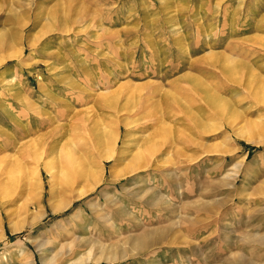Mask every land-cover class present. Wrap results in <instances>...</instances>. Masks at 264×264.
Instances as JSON below:
<instances>
[{"label": "rangeland", "instance_id": "rangeland-1", "mask_svg": "<svg viewBox=\"0 0 264 264\" xmlns=\"http://www.w3.org/2000/svg\"><path fill=\"white\" fill-rule=\"evenodd\" d=\"M0 196V264H264V0H0Z\"/></svg>", "mask_w": 264, "mask_h": 264}, {"label": "bare ground", "instance_id": "bare-ground-1", "mask_svg": "<svg viewBox=\"0 0 264 264\" xmlns=\"http://www.w3.org/2000/svg\"><path fill=\"white\" fill-rule=\"evenodd\" d=\"M230 64H233V63H230ZM224 68H226V67H224ZM232 68H234V67H232ZM231 69V68H230ZM229 69V70H230ZM226 70V69H225ZM224 70V71H225ZM233 70V69H232ZM213 100V99H212ZM210 101V100H209ZM208 101V102H209ZM214 101V100H213ZM211 104H212V102H211ZM127 121L125 120H122V121H119L118 123H117V126H116V129L117 130H120V128L122 127V126H124V127H126V125H127ZM129 125V124H128ZM103 129V128H102ZM108 131V130H107ZM128 131H127V128H126V133H127ZM103 133V132H102ZM97 134H99V133H97ZM101 134V133H100ZM247 139V138H246ZM111 141L112 142H110V140L106 143V142H104V144L106 143V144H111L112 145V147L113 146H115V142H116V135L114 136V137H111ZM247 141H249V142H252L253 144H260V141L259 142H254V141H252V140H250V138H248L247 139ZM110 142V143H109ZM148 142V141H147ZM99 145H102L101 144V142L99 143ZM150 146H152V145H150ZM119 148V147H118ZM148 149H149V147H148ZM153 152V151H152ZM70 154V153H69ZM67 156H68V154H67ZM102 158H105V160L107 159H109V160H111L112 159V154L111 153H106V154H104L103 155V157ZM138 158H140V157H138ZM138 158L137 157H135L134 158V160H133V162L134 163H136V164H134L132 167V169L131 170H134L135 168L137 169L139 166H141V165H139V164H137V161H138ZM141 160V159H140ZM55 163V162H54ZM140 163V162H139ZM136 165V166H135ZM52 164L51 163H49L48 161H42V162H40V163H38L37 164V166L35 167V169L33 168V172L34 173H38V170L41 168V169H43L46 173H47V175L48 176H50V177H55L54 175V172H53V170H52ZM169 174V173H168ZM94 175V174H93ZM91 176V175H90ZM172 176H174V175H171L170 177H172ZM230 177V176H229ZM61 179V178H60ZM68 180V179H67ZM99 181V180H98ZM131 183H134V181H131L130 182V184ZM232 183V182H231ZM231 183H230V185H231ZM228 185H229V182L227 183ZM233 184H234V182H233ZM229 185V186H230ZM234 186V185H233ZM232 186V187H233ZM91 187L92 186H89V189H91ZM127 185H123V187H122V189L121 190H124V191H126V189H127ZM231 187V188H232ZM88 189V190H89ZM88 190H84V191H77V192H75V195H74V197H78V196H81V195H83L85 192H87ZM233 190V189H232ZM127 192H131V191H129V190H127ZM132 195H134L135 196V193H133ZM1 197L2 196H0V199H1ZM160 199V198H159ZM158 200V199H157ZM106 201H108V203H111V204H116V203H120V202H117L116 201V198H113V197H107V199H106ZM213 203V202H212ZM215 203V202H214ZM67 204L68 203H63V206L62 207H66L67 206ZM113 205H111V206H113ZM117 205V204H116ZM115 205V206H116ZM91 207H92V209H93V205H90ZM211 206V210L214 208V204H212V205H210ZM62 207H60V208H62ZM57 209H59V208H54L53 206L51 207V210L53 211V212H55ZM95 209V208H94ZM116 210L119 212V214L122 216V217H126V218H129L130 220H135V219H138L137 217L135 218V217H133L134 215H132V213L130 212V210L127 208H125L124 207V205L123 206H121V205H118V207L116 208ZM96 212V211H95ZM213 212V211H212ZM215 212V211H214ZM97 213V212H96ZM82 222V221H81ZM80 222V223H81ZM137 223V222H136ZM224 223V222H223ZM229 225V226H228ZM222 226V231H224V232H227V229L226 228H228V231H231V229H232V225L230 224V223H225V224H223V225H221ZM224 226H226L225 228H223ZM147 234H149V233H147ZM152 234V233H151ZM154 234H156V232L154 233ZM158 235H155L156 236V238H157V240H158V238H159V236L162 234V232H160L159 231V233H157ZM144 236V235H143ZM228 237V236H227ZM225 238V244H230V240H229V238ZM147 242H149V240L147 241ZM150 244V243H149ZM112 256H110V257H107V258H105L107 261L109 260V261H112V260H114V258H111ZM82 258V257H81ZM92 258H90V256L88 255V257H87V261H90ZM41 260H42V262L44 263V264H51L53 261H52V259H50V260H45V256L44 255H42L41 256ZM84 259H80V260H77V262L75 263V264H81V263H84V261H83ZM98 260H100V259H95V258H93V261H95V262H98ZM103 260V259H102ZM54 264V263H53Z\"/></svg>", "mask_w": 264, "mask_h": 264}]
</instances>
